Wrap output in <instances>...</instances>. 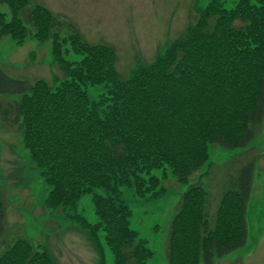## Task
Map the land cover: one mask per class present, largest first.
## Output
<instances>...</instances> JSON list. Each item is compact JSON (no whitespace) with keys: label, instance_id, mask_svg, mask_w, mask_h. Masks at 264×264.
Segmentation results:
<instances>
[{"label":"trees","instance_id":"16d2710c","mask_svg":"<svg viewBox=\"0 0 264 264\" xmlns=\"http://www.w3.org/2000/svg\"><path fill=\"white\" fill-rule=\"evenodd\" d=\"M226 2L209 0L182 36L121 78L110 48L84 43L71 24L40 6L28 12L26 30L17 13L27 2L0 0L13 7L8 21L0 12V42L46 45L66 75L50 87L0 70V94L15 97L0 99L1 122L16 127L50 187L48 210H75L82 195L92 194L97 224L78 214L67 217L88 231L94 245L102 230L115 264H147L152 256L130 227L122 187L139 197L161 195L166 174L155 171L166 167L185 183L208 161L212 146L246 148L264 121V0H237L231 8ZM70 53L80 60L70 64ZM100 84L105 93L91 101L87 88ZM249 158L238 154L220 168L227 182L213 214L200 183L183 193L166 239L167 264H214L244 246L255 170ZM213 174L211 164L199 177ZM3 191L0 173V264H54L26 234H5Z\"/></svg>","mask_w":264,"mask_h":264},{"label":"rangeland","instance_id":"374dc122","mask_svg":"<svg viewBox=\"0 0 264 264\" xmlns=\"http://www.w3.org/2000/svg\"><path fill=\"white\" fill-rule=\"evenodd\" d=\"M25 1L27 4L17 13V19L26 30L31 29L28 12L35 6L47 9L58 19L71 24L84 43L110 48L116 58V72L121 78H127L134 66L152 62L166 44L182 36L186 28L196 22L200 11L209 3V0ZM236 1L227 0L225 7H233ZM10 7L0 4L5 21L13 17ZM80 58L73 53L65 57L70 64ZM0 70L10 79L29 83L44 80L50 87L66 77L64 69L53 60L47 46L35 40H28L22 46L10 38L1 41ZM87 91L90 100L97 101L105 93L106 85L91 86ZM0 99L5 103L15 97L0 94ZM238 154L248 155L255 161L246 207L247 237L244 246L214 264H264V121L246 148L227 150L212 146L208 161L185 183L177 182L166 167L155 171L158 177L163 172L166 174L161 182L164 187L161 195L139 197L132 187L120 189L122 203L130 210L131 229L146 241L152 252L147 264H167L166 239L171 220L181 196L191 184L200 183L209 192L210 210L212 214L215 212L220 191L227 182L226 173L219 170ZM211 164L214 174L199 177ZM0 173L4 190V223L10 228L6 235L26 234L35 245L47 252L54 264H115V257L102 230L97 232L98 243L94 245L88 231L67 217V214H78L88 223L97 224L99 219L95 214L92 194L82 195L75 210H48L45 200L50 187L24 148L21 134L16 127L2 124L1 117ZM96 193L104 195L101 189H97ZM1 246L4 245L0 242Z\"/></svg>","mask_w":264,"mask_h":264}]
</instances>
